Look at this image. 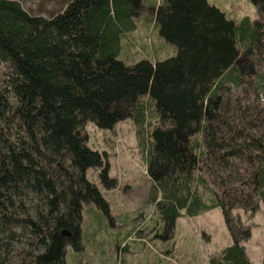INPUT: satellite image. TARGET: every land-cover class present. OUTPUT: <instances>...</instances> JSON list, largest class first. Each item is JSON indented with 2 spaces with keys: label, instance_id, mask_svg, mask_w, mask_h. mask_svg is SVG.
Listing matches in <instances>:
<instances>
[{
  "label": "trees",
  "instance_id": "obj_1",
  "mask_svg": "<svg viewBox=\"0 0 264 264\" xmlns=\"http://www.w3.org/2000/svg\"><path fill=\"white\" fill-rule=\"evenodd\" d=\"M249 1L252 25L206 0H155L149 14L175 54L128 65L118 59L120 39L134 31L143 0H70L48 18L0 0V264L23 240L10 264H66V247L81 251L83 207L109 217L86 170L115 188L85 126L111 130L126 119L145 151L161 220L172 228L181 211L219 208L231 244L208 264H253L240 245L250 230L231 213L264 209V110L220 94L248 85L264 97L255 61L264 0Z\"/></svg>",
  "mask_w": 264,
  "mask_h": 264
},
{
  "label": "rangeland",
  "instance_id": "obj_2",
  "mask_svg": "<svg viewBox=\"0 0 264 264\" xmlns=\"http://www.w3.org/2000/svg\"><path fill=\"white\" fill-rule=\"evenodd\" d=\"M11 1L18 3L30 15L48 18L61 11L70 0ZM154 1L143 0L145 11L136 19L134 31L121 36L120 55H125L128 60L121 56L118 59L128 65L143 58L163 60L175 54V47L158 36L153 17L149 14ZM206 1L235 23L247 18L252 25L258 18L256 7L249 0ZM260 39L255 61L258 71L262 72L264 29ZM242 87L237 91L222 90L220 94L231 103L234 100L250 106L253 103L258 110H264V97L255 98L248 85ZM85 132L88 147L103 153L108 177L115 181V188L105 190L100 184L98 171L93 168L86 170V179L97 188L108 205L109 217L92 205H88L90 210L88 206L83 207L82 249L73 252L66 247V264H208L210 257L231 244L219 208L201 211L195 216H187L181 211L172 228L161 220L151 200L153 185L145 172L146 154L140 150L130 119L118 122L111 130H98L89 123ZM247 132L258 136L254 130ZM211 188L215 191L214 187ZM196 191L208 204L209 193L200 187ZM160 199L158 193L156 201ZM231 214L250 230V237L240 242L248 261L260 263L264 259L263 207L259 205L254 214L241 210ZM93 231L96 235L91 234ZM23 243L24 240L21 244L11 243L10 263H15L21 250L25 251Z\"/></svg>",
  "mask_w": 264,
  "mask_h": 264
},
{
  "label": "water",
  "instance_id": "obj_3",
  "mask_svg": "<svg viewBox=\"0 0 264 264\" xmlns=\"http://www.w3.org/2000/svg\"><path fill=\"white\" fill-rule=\"evenodd\" d=\"M61 236H64V237L69 238L70 237V234H68L66 231H62L61 232Z\"/></svg>",
  "mask_w": 264,
  "mask_h": 264
}]
</instances>
